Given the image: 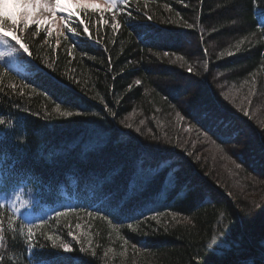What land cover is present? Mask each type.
<instances>
[{"label": "trees", "instance_id": "obj_1", "mask_svg": "<svg viewBox=\"0 0 264 264\" xmlns=\"http://www.w3.org/2000/svg\"><path fill=\"white\" fill-rule=\"evenodd\" d=\"M77 7L60 27L18 25L28 53L0 39V264H264V0ZM133 152L154 178L106 216L90 185L120 167L103 193L121 203Z\"/></svg>", "mask_w": 264, "mask_h": 264}, {"label": "snow or ice", "instance_id": "obj_2", "mask_svg": "<svg viewBox=\"0 0 264 264\" xmlns=\"http://www.w3.org/2000/svg\"><path fill=\"white\" fill-rule=\"evenodd\" d=\"M74 3L78 5L77 11H86L88 7L93 6V0H73ZM119 3H127V0H106V8H99L98 11H105L107 9H112L113 11L116 10ZM9 9H12V11H9ZM61 9L64 12H68L69 15L67 17H62V19L68 23L71 22L73 18V12L70 7L65 8L61 3L60 0H55V3H49L46 2V0H0V39H6L8 37L11 38V40L15 41L17 45H19V48L24 52H29V46L27 43L21 42L20 35L17 34V26L20 25L22 28H27L29 23L32 24H39L42 21L37 20L36 16L41 12H47L51 15H55L57 10ZM113 20H115V16H113ZM261 29L264 30V19L260 22ZM191 27V25H189ZM120 28V24L118 22L112 23V29L116 30ZM71 31L74 35H79L75 27H70L68 29ZM48 35L51 36L52 32L51 30L48 31ZM99 43V41H97ZM4 53H0V58H4ZM165 55H168L167 52H165ZM52 65L49 64L48 67H51ZM189 72H192V68L190 67L188 69ZM137 84H140V81H136ZM59 104L57 105V110H59ZM109 112L111 115L115 116L116 113L112 112L111 109H109ZM81 113H77V115H80ZM61 116L65 117H71L73 116V112H61ZM244 115L247 116L248 112H244ZM177 116L180 120H183L184 117L180 116L179 113H177ZM103 119V117H101ZM144 122L141 121V124ZM6 121L2 118H0V125H5ZM127 128H132V124H126ZM137 132L140 131L139 128L136 129ZM130 135V134H126ZM153 139H158L157 137L153 136ZM144 156L151 157V153H148L146 151L143 152ZM191 155V153H189ZM163 159V157H161ZM144 161L143 159H140L136 156L135 152L130 154V166H131V173L130 176L127 178V182L122 185L124 188L126 195L123 198L122 202L116 205L110 204L109 196L105 195L103 193V187L105 184H110L115 182V178L120 176V173L122 169L120 167H117L115 169H112L108 172L107 175H101L100 180L98 184H92L90 185L93 188V191L97 194L96 198L99 200L102 204V206L107 208L106 216L115 214L120 215L125 211L124 208V202L133 197L136 192L143 189L145 185H147L151 179H153V169H145L144 168ZM239 167V165H237ZM20 197L17 196V200H19ZM26 203V202H24ZM23 206V205H22ZM97 213H99L100 208L95 209ZM136 210L129 209V213H133ZM142 213V212H141ZM65 213L57 212V216L64 215ZM91 215V213H89ZM161 215L160 213H157V215H153L151 217L152 220L158 221V216ZM79 227V225H77ZM131 227V225H129ZM0 231H2V228H0ZM71 234V233H70ZM33 231L31 226L29 227L27 238L29 242H31L33 237ZM48 239H52V237H48ZM3 240V236L0 235V241ZM127 243V241H125ZM53 247H56L55 244H53ZM61 247L63 248V251L65 252H71L72 249L69 247L68 244H62ZM135 247V245H133ZM81 251H84L83 248H81Z\"/></svg>", "mask_w": 264, "mask_h": 264}, {"label": "rangeland", "instance_id": "obj_3", "mask_svg": "<svg viewBox=\"0 0 264 264\" xmlns=\"http://www.w3.org/2000/svg\"><path fill=\"white\" fill-rule=\"evenodd\" d=\"M98 3H100V4H102V3H105L106 2V0H96ZM46 2H49V3H55V0H46ZM60 3L65 7V6H69V7H71L72 6V8H73V6H75V5H77L76 3H74L73 2V0H60ZM240 11H242V6H239V7H237V8H233V9H229V11L228 12H230V13H235V14H237L238 15V13H240ZM61 9H58L57 10V12H56V14L55 15H51V14H49V13H47V12H43V11H41L37 16H36V19L37 20H40V21H42L41 23H39V24H42V25H47V26H50V27H57V26H59L60 27V24H61V22H62V20L60 19V17H61ZM226 13V12H225ZM227 15V14H226ZM233 16V15H232ZM229 25H231V24H229ZM232 25L233 26H236V28H241L242 29V27H244V24H243V20H241V22H234V23H232ZM238 25V26H237ZM239 26H241V27H239ZM225 75H229V74H225ZM180 81H181V79H179ZM180 82L177 80H175L174 82H172L170 85H173L175 88H177V87H179V84ZM186 88H188L190 91H200L201 90V88L200 87H198L197 85H196V83H192V84H189V85H186ZM185 88V89H186ZM183 101V100H182ZM196 114H194V118H196V119H201L202 118V114L201 115H199L197 112H195ZM177 115H175V117H176ZM206 117H207V115H206ZM217 117L216 116H214V117H212V118H206V123L207 124H209V126L210 127H212V126H215V124H216V122H217ZM191 127V126H190ZM190 127H186V130H185V132H186V134H188L190 137L193 135V130H192V128H190ZM200 139V138H199ZM244 141H246V146H242V147H240V149H242L243 150V148L244 149H253L254 148V143L253 142H255L253 139H251V138H247V139H245ZM199 146V145H198ZM200 147V146H199ZM200 149L203 151V152H211V153H213L216 157H218V158H220L221 157V154H220V152L218 151V150H216L215 148H214V145L213 144H211V143H209L208 141H206V142H204V145L202 146V147H200ZM254 155V154H253ZM253 155H252V157H253ZM256 159H255V157H253V158H251V161H255ZM224 161H229V160H227L226 158L224 159ZM261 167L260 168H262V169H264V158H263V156L261 157ZM22 199H24L25 198V196H22L21 197ZM47 213H50V211L49 210H43V211H41L39 214H37L35 217H33V219L31 220V223H30V225H28V226H31V225H33V224H36V223H39V222H41L43 219H44V217H46V216H48V214ZM12 215L15 217V219H21V217L18 215V214H13L12 213Z\"/></svg>", "mask_w": 264, "mask_h": 264}, {"label": "bare ground", "instance_id": "obj_4", "mask_svg": "<svg viewBox=\"0 0 264 264\" xmlns=\"http://www.w3.org/2000/svg\"><path fill=\"white\" fill-rule=\"evenodd\" d=\"M49 211H50V210H49ZM50 213H51V211H50ZM47 214H48V216H49V213H47ZM46 217H47V216H46ZM46 217H44V219H46ZM44 219H43V220H44Z\"/></svg>", "mask_w": 264, "mask_h": 264}]
</instances>
